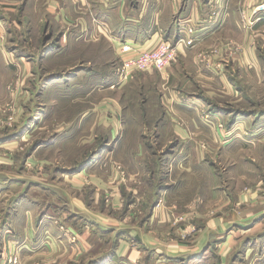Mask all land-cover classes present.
Returning <instances> with one entry per match:
<instances>
[{
    "label": "crops",
    "instance_id": "0c3cea01",
    "mask_svg": "<svg viewBox=\"0 0 264 264\" xmlns=\"http://www.w3.org/2000/svg\"><path fill=\"white\" fill-rule=\"evenodd\" d=\"M0 1V30L26 27L0 43L1 89L16 71H47L54 57L92 65L75 83L83 108L65 120L69 130L33 141L24 158L17 140H0V264L14 252L17 264H264V12L255 13L264 0ZM190 27L195 46L160 73L177 94L159 104L154 130L117 137L121 104L97 98L99 48L111 58L130 41L176 43ZM190 60L203 98L182 92L194 87ZM116 86L125 85L104 88ZM83 137L84 157L49 160Z\"/></svg>",
    "mask_w": 264,
    "mask_h": 264
},
{
    "label": "rangeland",
    "instance_id": "374dc122",
    "mask_svg": "<svg viewBox=\"0 0 264 264\" xmlns=\"http://www.w3.org/2000/svg\"><path fill=\"white\" fill-rule=\"evenodd\" d=\"M115 1L120 2L121 0ZM136 1L137 0H126L125 5L130 7V5L135 4ZM263 2L264 1L261 3ZM258 5L256 7H258ZM1 7L2 5L0 1V9ZM244 13L246 12H241V23L245 29L250 30L252 27V22L250 21V17ZM255 13L262 12H256L255 10ZM7 26V30L5 29L4 32L0 30V43L5 47H9L11 45L10 39H8L9 29L12 30L15 27L20 31L16 33H21L22 35H25L26 33L25 26L21 28L15 25L7 24ZM12 33L15 36V32ZM17 36L19 37V35ZM196 42L197 41L195 40L194 44H196ZM194 46L195 45H192L190 47ZM228 49L230 52L231 49ZM73 50L74 46L71 43L70 47L66 49L65 53L69 51L71 52ZM100 50L101 47L99 48L98 52L99 57L95 59L97 61V72L99 77L97 80V93L99 94L97 98H103V95L110 93L107 98L111 97L118 104H121V112L123 113V116L121 117L122 120L121 123L117 121L116 126H114L113 129L117 133V137L121 134H124L125 131L126 133L128 131H132L134 134L130 136V140H137V136L140 131L144 129L154 130V125L156 122H158L157 119L161 114V108H159V104L165 103L167 99H172V96H175L177 91L173 89L171 82L166 80L163 75L160 74L162 71L159 70L146 72L139 71L134 73V78L126 83H123L125 85L124 87L116 86V88L110 90L104 88L110 83L118 82L117 71L119 70L118 68L121 66V63L119 56L115 55L114 57L110 58L108 54L105 55V48H103L102 51L104 52L103 56L100 57V53H102ZM87 60L88 59L84 58V60L80 62L76 58L74 60L73 57L69 56L68 58L54 57L50 59V64H48V69H46L47 71L45 72H38L32 76V74L28 75L27 73H18L16 71L15 75L12 76V79H10L8 84H6L3 89L0 88V140H17V149L19 147L18 153H20L19 156L24 158V154L29 150V147L33 141L42 139L46 140L50 135H54L53 140H55V138H57L58 134L56 133H58V131H62L66 127H68L67 129L69 130V128H71L74 123L68 125L66 124L65 120L75 117L78 113H80L81 108H83L79 104H75L72 99L80 91L74 89L75 83H80V81H83V79H85L82 78L83 75H85L83 72H85L88 67L92 66ZM8 61H10V59H8ZM105 61H107V63H105ZM189 65V75L192 78V81H194V87L193 89H185L182 92L187 95L193 94L191 96L197 95L203 98L202 95L206 96L208 93L206 92V88L199 86L200 82L197 80L199 65H197L192 60H190ZM79 68H81V71L77 72ZM109 69L111 70V73H109ZM103 76L107 77L106 81L103 80ZM43 77L45 78L44 81L49 79L51 82V86L47 92V95L45 94V96H43V94H39L43 93V91H41L42 88H39L40 85H42L43 80L41 81V78ZM217 95L218 92L215 94V96L218 97ZM261 95L264 97V91L261 92ZM80 97L82 96L80 95ZM43 104L44 108L43 106H40ZM146 114H149L148 119L146 118ZM203 114L207 115L208 112ZM32 116L34 117V124H28L29 118ZM41 120L43 122H41V125L39 126L38 122ZM204 122L210 123L212 121H206L205 118ZM28 127L29 129L26 131ZM100 129H102V127H100ZM26 133H30V139L28 141V138H26V140H21ZM151 139L153 140L154 138ZM85 140L87 139L83 137L77 141L75 147L71 146L67 150V153L69 151L70 152L69 154H66L65 159L57 155L58 150L56 149L53 150L54 152L49 154V160H56L58 163H67L69 157L73 158L79 152L82 154L81 157H84L86 148H84L83 142ZM50 141L52 142V139ZM98 142L99 146L100 144H102V146L104 145L102 139H100ZM136 144L137 141L135 142V145ZM64 153H66V151ZM181 216L185 217L184 215ZM8 257L10 258L9 262L11 264H17L14 263L15 261L19 262V255L15 252L11 253Z\"/></svg>",
    "mask_w": 264,
    "mask_h": 264
},
{
    "label": "built area",
    "instance_id": "2783aa9c",
    "mask_svg": "<svg viewBox=\"0 0 264 264\" xmlns=\"http://www.w3.org/2000/svg\"><path fill=\"white\" fill-rule=\"evenodd\" d=\"M264 12V2L256 7V12ZM188 37H181L176 43L168 40H161L154 46H146L134 41L121 45L119 59L121 66L118 68V82L126 83L134 78V73L142 71H164L176 61L179 52L184 47L195 45V29L190 27L187 30ZM206 121L210 120L209 113L205 115ZM179 221L185 220L180 216ZM14 263H17L16 261Z\"/></svg>",
    "mask_w": 264,
    "mask_h": 264
}]
</instances>
